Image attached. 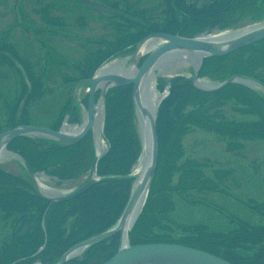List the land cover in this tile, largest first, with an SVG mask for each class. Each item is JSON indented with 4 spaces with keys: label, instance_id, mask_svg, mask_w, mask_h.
Wrapping results in <instances>:
<instances>
[{
    "label": "trees",
    "instance_id": "obj_1",
    "mask_svg": "<svg viewBox=\"0 0 264 264\" xmlns=\"http://www.w3.org/2000/svg\"><path fill=\"white\" fill-rule=\"evenodd\" d=\"M72 2L73 0H65L63 3L58 0L51 1L37 10L46 25L44 28L47 33L59 32L70 38L72 34L65 31H68L73 22L80 26L87 25L84 16H77L73 20L76 16L73 15L79 9L77 10ZM166 2L168 5L165 4V14L159 17L154 14L152 8L141 6V2L136 4L128 0H109V5L117 11L110 12L108 16L111 29L109 38L104 41L100 38L91 39L93 45L88 46L86 52L92 54L100 50V57L92 62V66L117 54L130 52L142 37L152 31L193 36L213 28L235 25L244 17L256 19L264 11V0H211L201 4L198 9L192 4L183 3V0ZM58 8L66 9L67 14L53 13L52 10ZM22 12L24 10L21 9ZM14 22L12 27L21 24L22 16L20 21L15 18ZM0 39V49L11 52L18 59L33 87L21 114L17 116L19 103L28 86L15 62L6 55H0V76L5 74L2 69L4 64L14 68L19 74H14L16 86L9 84L4 88L6 93L11 94L5 99L4 103L7 105L3 104L8 109L6 122L13 127L20 123L41 120L40 114L28 116L32 100L39 95L41 72L35 73L29 65V60H25L16 48L13 49L14 45L7 43L5 37ZM25 40L30 44L28 37ZM49 52L55 53L53 48ZM85 61L88 60L78 62V66ZM259 69L262 70L261 73L257 71ZM236 74L252 76L264 83V39L228 54L204 58L199 72V76L219 81ZM169 82V94L161 101L156 120L158 160L147 200L131 230V243L177 242L216 253L235 264H264V201L251 200L245 204L260 214L258 223L243 218L231 219L233 226L227 230H217L201 222L181 223L175 221L171 215L177 200L193 199V190H198L199 194L222 191L224 177L230 180L240 167V163L234 158L239 155L245 158L243 150H246L252 141L260 140L264 143V95L238 83L227 84L221 89L209 92L195 88L190 80L183 76H175ZM209 96H216L217 100H210ZM230 100L236 103L234 109L239 110L245 118L225 116L222 106ZM65 101L57 118L62 117L69 104V99L67 101L65 98ZM208 101L210 105L217 104V113H206L203 107ZM53 103H50L51 108H55ZM188 106L191 108L185 111ZM51 108L47 109L50 111ZM132 109L130 85L108 90L105 134L111 146L99 159L97 166L98 174L105 177L78 197L65 202L50 204L39 197L23 194L21 205L38 206L37 211L30 217L36 221V225L25 229L21 224H13L6 231L8 236L12 234L14 241L12 245H0V264L13 261H16L15 264H30L35 259H40L43 264H54L68 247L102 232L116 221L127 200L131 184V179L122 175L128 173L139 151V141L132 125ZM49 111L48 114L54 115L53 110ZM193 127L215 132L219 136L225 149L217 150V159L212 156L216 161L212 162L207 157V161L200 162L185 157L183 138ZM13 143L14 148H10L26 156L34 170H48V167L52 166L50 171L59 177L73 176L84 170L92 158V150L86 138L71 147H50L40 151L33 150L28 138L24 136L16 138ZM220 155L221 158H218ZM250 163L254 174L259 172L257 175L260 177L264 164L260 160H250ZM207 168L214 176L207 174ZM10 180L15 181L0 171V198L4 199L5 204L12 205L16 203L10 199L9 192H1L17 189L15 183L11 184ZM29 213L31 214L30 211ZM43 217L46 241L41 226ZM27 219L24 214L19 218V222ZM43 243L41 252L33 254ZM118 247L119 236L116 233L89 246L81 258H72L65 264H102ZM22 256L27 257L18 259Z\"/></svg>",
    "mask_w": 264,
    "mask_h": 264
},
{
    "label": "rangeland",
    "instance_id": "obj_2",
    "mask_svg": "<svg viewBox=\"0 0 264 264\" xmlns=\"http://www.w3.org/2000/svg\"><path fill=\"white\" fill-rule=\"evenodd\" d=\"M51 1L57 2V0H22L18 4L20 5L19 15L22 16L23 18V16H26V13H27V18L29 17L31 22L29 23L28 29L24 28L25 21L23 20L21 24H18L12 27L13 36L10 37V41H9L11 44H13L16 47L17 51L23 55L24 59H27V60L31 59V62L35 65V69H37L38 72L40 71L39 67L42 65V62H43L42 57L38 58L42 54V49L38 41L35 40L34 38L35 37L34 34L36 33L32 32V30L35 27L34 23H42V20L39 17L37 10H39V8H41L47 2H51ZM58 1L61 3L65 2V0H58ZM131 1H138V0H131ZM157 1H160V0H143L140 5L145 6L148 9H150L153 7L154 3ZM198 1L199 3H201L203 0H198ZM13 2L14 0H0V36L3 34L4 31L9 32V29H11L10 27L15 24L14 22L15 13L14 11H12ZM21 5H22V8H21ZM158 7H160L159 9L161 10L158 11L155 15L159 14V17L160 16L163 17L164 14H162V6L159 5ZM21 9L24 10V12H22V15H21ZM52 11L53 13H57V14H63V15L67 14L66 9H62V8L53 9ZM81 12L83 13H80L79 10L76 11L75 14L73 15V16L76 15L73 18V20L79 14H86L87 25L83 27L84 29L82 28V26H80V24L73 22V25H71L70 29L75 34L77 33V37L75 36L74 38H71V39H68L67 37H65L66 39H61V41L56 42L57 44L56 46L54 45L55 49L59 50L67 58L68 56L69 58H72L71 60L68 59L69 65H71L74 62L76 66L75 67L76 71L74 69H72V72L69 71L72 76L73 75H77V76L84 75L82 74L81 71H83V67H85L86 62L88 63L87 64L88 70L86 71L85 75H89L90 74L89 72L92 69L90 63H92L93 61H97L100 57V53H99L100 50L92 54H90L89 51L86 52V49H84L85 46L91 47L93 44L89 43L90 41L86 42V44H83L82 41L85 38L84 36L90 37V38L92 35H95L96 37L98 36L101 37L102 35L105 36L103 33L106 31V29L102 25V20L95 19V17H98V13L96 11L92 10V11H89L88 13V12H84L81 10ZM247 23L248 22L243 21L236 27L244 28ZM236 27H234L235 29L229 28L230 29L229 31H237L241 29V28L236 29ZM78 29H81V30H78ZM110 30L111 29L109 28V32ZM217 31L218 32L226 31V29L217 30ZM26 37L29 38L30 44L26 43V40H25ZM61 38H64V36ZM159 44L160 42L158 41L155 42L151 49L157 47ZM27 51L36 52V57L35 58L29 57L27 54ZM146 53L147 52L143 51V54H146ZM25 56L28 58H26ZM131 57H132V52L126 55L119 56L116 59L125 61L126 64H128ZM82 60H88V61H85L79 67L78 62H81ZM179 64H181V66L177 67V65ZM195 67H196V62H192V60L182 62L179 56L176 57L175 55H167L164 58H162L160 62L158 63V65L155 67L154 69L155 79L159 77H164L166 79H169L171 76L177 75L179 73L189 77L193 75ZM2 69L5 71V74L4 76H0V81L8 82L9 84H14V82H16V78L14 74L6 68L5 64L2 65ZM64 69L68 70L69 68H64ZM257 71L261 73L262 70L259 69ZM200 79L207 80L208 82H212V80L207 78L206 76ZM220 82L221 81L217 80L216 82H212V84L213 83L217 84ZM55 84L58 85L59 83L55 82ZM14 86H16V84H14L12 87ZM54 86H51V87H54ZM252 88L259 89L257 86H253ZM84 91H85V86H82L79 89V92H80L79 94L81 97ZM64 92L69 94L71 91L68 92L65 90ZM6 96L7 95H2V97L0 96V123L5 118L4 113L6 112L3 110L1 106H4L3 100ZM156 96H157L156 97L157 101H160L161 98L163 97L162 94H159V91L157 90H156ZM46 97L40 96V95H37L34 97L35 99L32 100L30 104V108L28 109L29 117L34 116L35 113L42 115L43 113L41 112H44V111H45V115L48 114L49 110L47 108L48 107L51 108L50 103L52 102L51 100H53L52 99L53 96L51 100ZM208 98H210V100L212 98L217 100L216 96L215 97L209 96ZM209 101L207 102V105L203 107L205 108L206 113L208 114L213 113V112L217 113V108H218L217 104L210 105ZM65 102L66 101L64 97L62 100V103L64 104ZM54 103H53V106L57 107V104H54ZM234 106L236 107V103L234 104L233 100H230L228 103L222 106L225 116L227 118H236V119L245 118V116L244 117L241 116V113L239 110L234 109ZM190 108L191 107L188 106L185 109V111H188V109ZM98 113H99V119H100V125H101L100 136H102V130H103L102 122H103V117H104V106L102 107L101 112L97 110V114ZM83 115L84 113H83V110L81 109L80 120H78V123H79L78 125L82 123ZM45 117L47 118V116ZM36 120H39V119H36ZM134 123L138 130V133L142 137V131H141L140 122H139L137 114H136ZM68 125H71L70 128L77 126L76 123H69V122H68ZM3 126H1L0 128H3ZM93 134H95L94 128H93ZM183 144H184L185 157H189L195 160L197 159L200 162H203L207 157H208L207 159H209L212 162L216 161L213 158L217 159V150L225 149V145L220 142V138L215 132L206 131L205 129H202L200 127H193L191 131L188 132V134L184 136ZM243 151H244L243 153L245 154V158L244 157L242 158L241 155L234 158L235 161L237 160V162L240 163V167L232 175L233 178H231L230 180H226L224 177L222 191L221 190H219V192L207 191V192H202V193L200 192L201 194H199L198 190H193L192 192L193 194H195L193 199L177 200L175 209L173 211L174 213L171 214L172 218L175 221L186 223V224L201 222L217 230L219 229L227 230L230 227H232L233 223L231 219L243 218L253 223H258L261 218L260 214L257 213L256 211L255 212L252 211L251 208L248 206H245V204H248V201L250 202L251 200L264 201V167L261 169V173L263 174H261V176L259 177L257 175V173L259 172L254 174L253 166L250 163V160L251 161L253 160L255 162L260 160V162L264 164V158H263L264 143L260 140H254L251 142L249 147ZM225 153H227V151H225ZM218 158H221V155L218 156ZM7 161H9V163L5 165L7 169L15 170V171L19 170L20 172H22L21 168L19 169L18 166L14 163L16 161V158L13 157L12 154H9L7 156ZM139 165H140V162L138 161L133 167L134 170H132L133 175H135L133 178L134 181L137 175L135 170ZM206 172L207 174H211L214 176L213 172H211L210 169L207 168ZM38 174L40 175L38 177V180L41 182V184L50 186L54 188L55 190L59 191L60 193H66L67 191L73 190L74 187L82 183V181L84 180L82 178V179H79L73 182L64 183V184H62L63 183L62 182L61 183L62 185L61 184L58 185L56 183L57 180L55 178H52L41 172H39ZM88 176L86 177L87 179H88ZM223 181H220V182L222 183ZM8 230L9 229L7 230L2 229L1 231L4 232Z\"/></svg>",
    "mask_w": 264,
    "mask_h": 264
},
{
    "label": "water",
    "instance_id": "obj_3",
    "mask_svg": "<svg viewBox=\"0 0 264 264\" xmlns=\"http://www.w3.org/2000/svg\"><path fill=\"white\" fill-rule=\"evenodd\" d=\"M18 0L15 1L14 7L16 6ZM88 3H93L89 1ZM210 35L206 36H196V37H185L165 32H154L143 37L135 46V49L132 53V57L130 58L128 66L136 68V71L133 75L127 74H119L116 72H107L104 70L99 71L97 69L92 77L81 79L77 81L72 89V110H75L78 103L77 89L81 84H88V103L86 109V115L84 117V122L80 129L76 132H67L62 129L53 130L50 128L31 125V124H22L15 126L9 130H5L0 132V156H2L3 150L6 145L13 138L20 135H46L58 142L59 146H68L72 145L79 140H81L88 131L94 128V123L97 118V109L99 104L104 106L105 95L107 89L112 86H123L132 84V100L134 102L135 113L138 115V110L141 111L143 115L147 117L146 119V134L149 139L150 146V156L149 162L145 168V172L142 177L137 180L138 175H136V180L133 183L131 192L129 194L127 203L118 218L115 224L102 231L98 234H95L83 241H80L70 248H68L59 258L56 264H64L66 260L69 258L79 254L86 247L98 243L113 233L119 232V247L114 255H112L109 259H107L102 264H233L230 261L215 255L213 253L204 251L202 249L187 246L184 244L178 243H168V242H152V243H139V244H130V229L133 226L137 216L139 215L141 208L146 199L148 189L150 187L156 160H157V132H156V123H155V114L148 109L142 106L141 100L139 98V94L137 92V86L144 77V75L151 69L155 68L160 60L167 55H175L179 54L180 51L190 52L192 56L189 57V60L192 62H196V67L194 73L191 78V83L194 87L203 90V91H215L221 89L225 85L238 82L245 85H249L251 87L257 86L264 93V84L259 80L245 75H233L223 82L214 84L211 87H203L197 85L196 81L199 79L198 72L201 67L203 58L206 56H220L224 54L231 53L237 49L245 47L251 43L264 39V20L253 23L246 28L242 29L236 35L229 38H222L217 36L216 38H209ZM154 38L155 42H160V44L151 49H147L149 53L144 58V60L139 64V60L143 55L141 52V47L147 41ZM154 42V43H155ZM153 43V45H154ZM140 52V53H138ZM28 90L25 96L22 98L17 113L21 112V109L27 100L30 92H31V84L29 83L27 77ZM104 82L103 86H100V83ZM97 89H100V96L95 101L94 95ZM140 104L143 108L140 107ZM142 131V129H141ZM142 141V151L141 157L144 152V136L142 133L141 137ZM95 151L96 155L93 160V168H92V176L89 180H87L84 184L79 186L76 190L57 196H45L40 192L39 185L36 182L35 175L29 167L28 163L21 158L18 154L14 152H10L15 157L21 160L22 164L26 168L28 174L34 181L35 189L37 193L41 195V197L46 198L49 201H62L76 195L80 194L87 188H89L92 184H94L100 177L96 175V167L97 161L99 159V154L97 152L96 140L94 139ZM141 159V158H140ZM141 164V163H140ZM137 174V172H136ZM133 176V173L128 174ZM135 176V175H134ZM141 201L140 208L138 210L137 215L135 216L130 228L126 233V238L123 240V226L128 218V216L135 209L138 201Z\"/></svg>",
    "mask_w": 264,
    "mask_h": 264
},
{
    "label": "flooded vegetation",
    "instance_id": "obj_4",
    "mask_svg": "<svg viewBox=\"0 0 264 264\" xmlns=\"http://www.w3.org/2000/svg\"><path fill=\"white\" fill-rule=\"evenodd\" d=\"M87 1H91L93 3H86ZM122 1L125 2L127 0H122ZM128 1H131V0H128ZM142 1L143 0H138V1H134V2L137 4L138 2H142ZM209 1H211V0H208V1L203 0L201 3H199L198 0H183V3L192 4L195 7H197V9H198L200 6H202L201 4H204V3L209 2ZM108 2H109V0H73L72 4L76 7L77 10L79 9L80 13H83V12H81V10L84 12H88V13H89V11H92V10L96 11L98 13L99 18L95 17V19H97V20L101 19L102 25L106 29V31L103 33L105 36L102 35L101 37H99V36L96 37L95 35H92L91 38L84 36L85 38L82 41L83 44H86V42H89V41H90L89 43H92L91 39H94V38H100L102 41L109 38L110 32H109V23H108L109 17L108 16H109L110 12H109V10H106L104 8V5L109 4ZM167 3L168 2H166V0H160V1L155 2L153 7H152L154 14H156L158 11L161 10V9H159L160 7H158L159 5L162 6V14H165L164 12H165V9L167 8V6H166V5H168ZM70 5H71V3H70ZM77 16H84V18H86V21H87L86 14H79ZM158 16H159V14H158ZM39 17L41 18L40 14H39ZM160 17H162V16H160ZM23 18L24 19L27 18V13H26V16H23ZM23 18H22V20L25 21V27L24 28L28 29L29 23L31 22L30 18L28 17L26 19L28 21L24 20ZM34 24H35V27L33 28L32 32L36 33V34H34V36H35L34 38H35V40L38 41V43L40 44V47L42 49V54L38 58L42 57V59H43L42 65L39 67V69H40L39 72L42 71L40 73V74H42V77L40 76V79H39L40 80L39 82L41 83L39 95L44 96V97L48 96L46 98H49L50 100L53 96V98H52L53 100H51V101L55 102L54 104H57V108L56 107L51 108L50 111L53 110L55 113H57V115L55 113H54V115H50V114L45 115V113H43L40 116V118H42L41 120L39 119V120L33 121V122L38 123V124H42V125H46L52 129H57L58 126L60 125V122H61V118H59V117L57 118V116L61 112L62 100L65 97V98H67V101H68L69 95H70V93L67 94L64 91L65 90L68 92L71 91V85L73 84L74 81H76L79 78V76H77V75L72 76L71 73L69 72V71L72 72V69L75 70V67H76L74 62L71 65H69V63H68V59L71 60L72 58H69V56L67 58L59 50L55 49V46L57 45L56 42L61 41V39H66L65 37H67V36L63 35L62 33L59 34V32H56V33L54 32L52 34L47 33L46 29L44 28V27H46V25L44 24L43 20H42V23H34ZM77 26H79V25H77ZM85 26L86 25L82 26V28ZM10 28L11 29H9V32L6 31V33L4 34V32H5L4 31L3 34L0 36V38L5 37V40L7 41V43H10L9 42L10 37L13 36L12 26ZM74 29H76V28H74ZM78 30H81V29H78ZM65 33L70 34V35L72 34L71 37L68 39L74 38L75 36L77 37V33L75 34L70 28L68 29V31H65ZM63 36H64V38H61ZM0 41H1V39H0ZM11 45L13 46V44H11ZM12 48L14 49L16 47L13 46ZM52 48H53V52H55L54 54L52 52L51 53L49 52ZM87 48H88V46H85L84 49H86V51H87ZM43 50H44V52H43ZM3 51H5L6 53L9 52L7 50H3ZM9 53H11V52H9ZM46 53H47V56H46ZM27 54L31 58L36 57V52H34V51L33 52L27 51ZM29 62H30L29 65L31 66L33 71L35 73L36 72L39 73L37 71V69H35V65L31 62V59L29 60ZM90 65L92 68V63H90ZM6 68L10 72H12L13 74L19 75L15 71L14 68L11 69L8 66H6ZM64 68H69V69L66 70ZM87 70H88V68H87V64H86L85 67H83V71H81L82 74H86ZM55 82H57L59 84L56 85ZM49 83H51V84H49ZM7 85H9L8 82L0 81V96L1 97H2V95H11V94H8L5 92L4 88ZM51 86H54V87H51ZM32 89H33V87H32ZM5 99H7V96L4 98L3 102H5ZM5 105H7V103ZM1 107L6 112V113H4L5 118L0 123V127L4 125L2 128V129H4V128L9 126L8 123L6 122V114L8 113L7 112L8 109L4 106H1ZM45 116H47V118ZM9 147L14 148V143L12 144V141L9 143ZM44 174L47 175L45 172H44ZM7 191L9 192V195L13 196L12 200H14V202L16 204H12V205L11 204H5L4 199L0 198V231L2 229L7 230V229L11 228L13 226V224H21L23 226V228H25V229L35 226L36 221H34L33 219H30V217L32 216L33 213H35L37 211L38 206L36 204L30 205V206L21 205V202L24 200L23 199L24 193L22 192V190L8 189V190H2L1 192L7 194ZM32 197L36 198L35 196H32ZM34 201H36V200H34ZM15 207H18V208L15 209ZM29 211L31 212V214L29 213ZM24 214H26V217H28V219L25 220L24 222H19L20 221L19 218ZM1 232H0V245H5V246L12 245L11 243H13V241H14V238H12L13 237L12 234L10 233L8 236V233H6V231H4L2 233Z\"/></svg>",
    "mask_w": 264,
    "mask_h": 264
},
{
    "label": "bare ground",
    "instance_id": "obj_5",
    "mask_svg": "<svg viewBox=\"0 0 264 264\" xmlns=\"http://www.w3.org/2000/svg\"><path fill=\"white\" fill-rule=\"evenodd\" d=\"M241 30H237V31H224V32H220L217 34H211L209 38H216L217 36L222 37V38H229L232 37L234 35H236L237 33H239ZM155 42V39L152 38L150 40H147L143 46L141 47V52L145 51L147 49H149L150 47L153 46V43ZM140 53V52H138ZM177 56H179L180 60L182 62L185 61H189V57L192 56V54L190 52H184V51H180L179 54H177ZM181 66V64L177 65ZM107 71H111V72H116V73H121V74H127V75H133L136 71V68L125 65L124 61L119 60V59H114L113 61L109 62L108 64H106L105 66H103L102 68H100L99 71H103L104 72ZM197 85L203 86V87H211L213 84L211 82H208L207 80H197L196 81ZM154 84H155V72H154V68L149 70L144 77L142 78V80L140 81V83L137 86V92L139 94V98L141 100L142 106L146 109H148L149 111L153 112L154 109L156 108L157 105V99H156V90L154 88ZM104 82L100 83V86H103ZM113 87H120V86H112ZM140 104V107L143 108ZM102 105L99 104L98 106V111L101 112ZM138 119L140 122V127L142 129V133L144 136V141H143V146H144V152L143 155L141 157V161H140V165L136 168V172H137V180H139L143 173L145 172V168L149 162V156H150V146H149V139L147 137L146 134V119L147 117L145 115H143L141 113L140 110H138ZM68 125H64V131H68V132H76L80 129V126L77 128H67ZM100 119H99V113L97 114V118L95 120L94 123V129H95V134H96V140H97V146L99 147L100 145V140H99V132H100ZM5 154H7L5 152V150H3L2 156L3 157ZM4 158V157H3ZM2 159V158H1ZM11 184L15 183V181L10 180ZM15 187L18 189L17 184L15 183ZM41 190L45 191V193L50 194L52 191V188L46 187L44 185H40ZM11 190H16V189H11ZM9 195V194H8ZM12 200L13 196L9 195ZM141 201H138L135 209L132 211V213L128 216L124 226H123V240H125L126 238V233L128 231V229L130 228L135 216L138 213V210L140 208L141 205ZM93 236V235H92ZM91 237V236H90ZM89 238V237H88Z\"/></svg>",
    "mask_w": 264,
    "mask_h": 264
}]
</instances>
